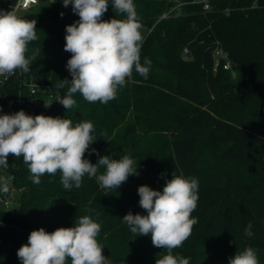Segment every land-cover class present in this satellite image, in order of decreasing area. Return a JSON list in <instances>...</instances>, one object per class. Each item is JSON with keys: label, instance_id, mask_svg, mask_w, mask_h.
<instances>
[{"label": "trees", "instance_id": "1", "mask_svg": "<svg viewBox=\"0 0 264 264\" xmlns=\"http://www.w3.org/2000/svg\"><path fill=\"white\" fill-rule=\"evenodd\" d=\"M16 2L0 0V11H12ZM133 2L147 31L141 47V64L145 58L151 61L147 78L133 70L107 104L89 103L76 93L72 109L56 98L50 107L26 113L70 119L73 127L91 122L94 142L84 158L96 164L101 156L119 160L128 155L139 160L138 175H130L117 189H105L85 174L81 187L73 184L66 190L59 171L41 176L36 185L23 157L9 156L17 207H0V264H21L17 250L41 227L53 232L73 227L86 215L99 223L119 213L137 214L138 187L162 191L173 173L198 180L199 200L192 213L197 223L183 244L189 246L182 255L189 264L221 260L213 249H202L201 231L209 227L216 228L226 247L264 251V0ZM18 16L37 21V39L28 44L31 63L24 75L45 79L63 98L69 85L59 84L71 80L66 65L72 54L64 50L66 26L79 16L62 0L44 2ZM113 18L126 15L116 14L109 0L102 19ZM218 44L228 52L238 78L229 79L230 71L223 68L214 71ZM20 81L11 80L12 94L19 91ZM202 142L217 152V168L200 165ZM158 154L165 157V175L159 173ZM242 169L255 170L251 183ZM104 171L100 167L97 175ZM2 179L0 173V194L5 191ZM249 222L252 237L244 233ZM138 242L152 244L151 235L138 234Z\"/></svg>", "mask_w": 264, "mask_h": 264}, {"label": "clouds", "instance_id": "2", "mask_svg": "<svg viewBox=\"0 0 264 264\" xmlns=\"http://www.w3.org/2000/svg\"><path fill=\"white\" fill-rule=\"evenodd\" d=\"M111 2L114 12L125 14L126 19H102L109 0H62L64 7L71 4L79 16L78 21L66 26L64 50L72 54L66 65L71 80H61L59 87H69L63 98L57 97V102L67 110L75 106L76 93L89 103L107 104L116 99L133 70L148 76L151 61L145 58L141 64L142 24L135 4L133 0ZM36 23L22 19L14 11H0V76L13 75L17 69L29 71L31 59L26 53L28 44L37 39ZM50 106L45 103V107ZM92 132L93 124L88 121L73 127L70 119L32 116L23 110L0 115V166H7L9 156H22L33 184H40L41 176H54L59 171L66 190L73 184L81 187L85 174L95 177L105 189H117L130 175H138L137 162L128 155L119 160L101 156L96 164L85 159L94 142ZM100 167L105 171L97 175ZM138 195L139 205L147 215L129 212L122 220L132 233L150 234L154 247L167 250L156 264H189V259L173 255V250L182 247L197 223L192 213L199 200L198 180L173 173L162 191L141 185ZM100 228L87 215L73 227H60L53 232L41 227L31 231L28 243L17 250V256L21 264H68L69 259L71 264H110L97 240ZM244 233L247 237L254 235L251 222ZM229 264L259 261L255 250L248 246L229 257Z\"/></svg>", "mask_w": 264, "mask_h": 264}, {"label": "rangeland", "instance_id": "3", "mask_svg": "<svg viewBox=\"0 0 264 264\" xmlns=\"http://www.w3.org/2000/svg\"><path fill=\"white\" fill-rule=\"evenodd\" d=\"M141 32L144 39L147 31L141 28ZM228 77L229 79L238 78L237 70L234 67L233 70L228 73ZM261 81L264 82V79ZM260 86H263V84ZM198 155L200 165L203 167L214 169L218 167V154L206 142H202ZM134 161L138 162L139 160L137 159ZM157 161H160V175H165V157L162 154H158ZM254 172L255 170L253 169H242L241 173L244 175V178L251 183L253 181ZM1 186H6L4 178L1 181ZM0 207L5 206L0 204ZM16 207L17 203L13 202L9 209H15ZM141 211L144 210L139 206V208H137V214L143 215ZM124 216L125 213H119L108 219H102L101 222H99L101 228L97 239H99V243L104 248L103 255L109 258L110 264H156V259L162 258L163 255L167 254V250L154 247L152 244H140L138 242V233L131 232L129 226L122 220ZM200 239L203 243L202 249L211 248L222 257L221 260H217L215 264H229V257L234 256L236 252L243 251L242 249L224 246L215 227L204 228L201 231ZM188 247L187 245H182V247L174 249L173 255H184ZM255 252L259 264H264V251L255 250Z\"/></svg>", "mask_w": 264, "mask_h": 264}, {"label": "built area", "instance_id": "4", "mask_svg": "<svg viewBox=\"0 0 264 264\" xmlns=\"http://www.w3.org/2000/svg\"><path fill=\"white\" fill-rule=\"evenodd\" d=\"M44 2H53V0H17L12 11L19 15L22 12L31 11ZM209 9V5L205 6ZM188 49H185L187 54ZM214 71L220 68L227 71L233 70L232 61L228 52L221 46L217 45L213 51ZM20 78V89L17 93L12 94L10 82L14 78ZM57 98L53 86L45 79H39L35 76L27 77L24 72L17 69L13 75L4 77L0 76V115L13 114L23 110L27 112L30 109L42 108L46 104H52ZM8 158L7 166H0V173L6 181L7 191L0 194V204L9 208L15 201L17 189L12 185L14 174L10 169ZM15 198V199H14ZM14 199V200H13Z\"/></svg>", "mask_w": 264, "mask_h": 264}, {"label": "water", "instance_id": "5", "mask_svg": "<svg viewBox=\"0 0 264 264\" xmlns=\"http://www.w3.org/2000/svg\"><path fill=\"white\" fill-rule=\"evenodd\" d=\"M30 59H31V57H30Z\"/></svg>", "mask_w": 264, "mask_h": 264}]
</instances>
